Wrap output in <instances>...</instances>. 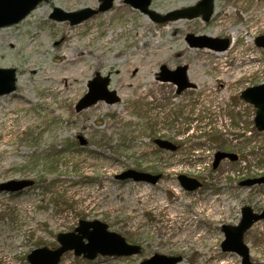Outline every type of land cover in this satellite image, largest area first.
I'll use <instances>...</instances> for the list:
<instances>
[{
	"label": "rangeland",
	"instance_id": "rangeland-1",
	"mask_svg": "<svg viewBox=\"0 0 264 264\" xmlns=\"http://www.w3.org/2000/svg\"><path fill=\"white\" fill-rule=\"evenodd\" d=\"M124 1L71 26L50 19L52 10H96L99 0H47L17 24L0 28V68L16 74L15 91L0 97V183H34L19 194L0 193V264H28L32 251L56 249V236L73 232L81 220L107 224L141 252L88 261L70 251L59 264H140L156 254L181 257L179 264L241 263L221 251V227L237 225L243 207L264 209V185L240 186L264 176V133L255 128L253 106L239 98L264 84V49L255 44L264 36L257 22L264 0H215L208 22L162 24ZM198 1L152 0L150 9L164 15ZM232 28H238L237 41L220 52L221 59L219 52L185 41L191 34L231 44ZM73 44L87 69L62 96L54 88L62 89L64 81L56 84L48 73ZM138 50L147 63L142 69L132 64ZM161 66L187 67L196 88L177 95L175 86L157 81ZM96 73L109 76L108 90L119 102L76 112ZM22 91L30 102L20 101ZM154 140L179 148L162 151ZM218 152L237 160L213 169ZM127 170L161 180L147 185L115 179ZM180 175L202 187L184 191ZM244 243L251 263L264 264V221L246 232Z\"/></svg>",
	"mask_w": 264,
	"mask_h": 264
},
{
	"label": "water",
	"instance_id": "water-1",
	"mask_svg": "<svg viewBox=\"0 0 264 264\" xmlns=\"http://www.w3.org/2000/svg\"><path fill=\"white\" fill-rule=\"evenodd\" d=\"M46 0H0V28L17 24L24 19L40 2ZM101 2L97 10L83 9L75 13H65L55 8L50 15V19L62 22L69 21L70 25H77L99 12H105L112 7L114 0H99ZM214 0H201L194 7L185 8L169 12L166 15H159L156 12L148 10L151 0H125V3L134 9L149 16L157 23L175 21L179 19H195L199 16L202 20L208 22L213 12ZM186 42L192 48H207L213 51H224L228 48V40H212L207 37L186 36ZM256 45L264 48V37L256 39ZM187 67H178L174 71H169L165 66L160 68L158 80L161 82H170L176 85L177 94L188 88H194L186 77ZM15 70L0 69V97L10 94L15 90ZM109 78H102L99 74L88 84V93L78 102L76 111L79 112L85 108L94 105L96 102L104 101L107 104H114L119 101L115 92L108 91ZM241 100L252 105L255 108L254 125L258 132H264V84L245 89L241 95ZM84 144L85 142H81ZM158 147L175 151L176 147L167 141L156 140ZM235 161V155L226 153H217L215 155V168L223 159ZM119 181H132L135 183H145L154 185L160 179V175L152 176L147 173L127 170L116 176ZM181 186L187 191H193L199 187V183L185 176L178 178ZM264 184V177L248 180L241 183V186L251 187L253 185ZM32 185L31 182L9 181L0 184V192L14 193L23 190ZM264 220V210L261 214H255L249 207L241 210V220L237 226L224 225L222 233L225 240L221 244L224 252H231L241 257V264H251L249 261V250L243 243L244 233L255 223ZM59 248L49 250L41 248L32 251L27 260L29 264H58L61 256L68 251H74L75 256H83L88 260H93L98 255L108 257H128L140 253L138 246L129 245L120 235L109 232L107 225L99 221H80L79 226L72 233L59 234L57 236ZM180 257H165L154 255L141 264H177Z\"/></svg>",
	"mask_w": 264,
	"mask_h": 264
},
{
	"label": "bare ground",
	"instance_id": "bare-ground-1",
	"mask_svg": "<svg viewBox=\"0 0 264 264\" xmlns=\"http://www.w3.org/2000/svg\"><path fill=\"white\" fill-rule=\"evenodd\" d=\"M258 15H260V14H258ZM257 22L260 24V26L264 27V15H262V16L260 15V19ZM167 29H169V28H167ZM229 32L232 36V41H231V44H230V47L228 48V50L230 48H233L236 41H237L238 28H232V29H230ZM154 44H157V43L154 42ZM225 52L222 54L221 53L217 54V56H219V59L225 57ZM76 54H77L76 44H73V49L71 50V52L66 54L67 57L61 61H59L57 59L59 61L57 63V68L48 73V75H51V80L54 81L56 84L60 82L59 80L64 81V85H63L62 89L59 88V86H56V88H54V92H56L57 94H60L62 96L69 94L70 90L73 89L75 84L78 82V80H79L78 78H80V75L85 73V71L87 69L86 63H85L84 59H82V58H84V55L81 59H79V58H76ZM142 55H143V53H141L139 50L136 51L135 57L133 58V62H132V64H134L135 66H138L140 69H142V66H144V64L145 65L147 64L146 62H144V58L141 57ZM147 69H149V68H147ZM34 72L36 73V71H34ZM228 72H229V69H224L223 75H227ZM19 99L23 103L30 102V96H29L28 92H25V91H22V93L20 92ZM211 256H212V254H211Z\"/></svg>",
	"mask_w": 264,
	"mask_h": 264
},
{
	"label": "flooded vegetation",
	"instance_id": "flooded-vegetation-1",
	"mask_svg": "<svg viewBox=\"0 0 264 264\" xmlns=\"http://www.w3.org/2000/svg\"><path fill=\"white\" fill-rule=\"evenodd\" d=\"M178 148H179V146H178Z\"/></svg>",
	"mask_w": 264,
	"mask_h": 264
}]
</instances>
